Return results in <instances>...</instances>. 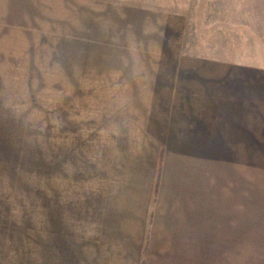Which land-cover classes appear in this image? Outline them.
<instances>
[{"label":"rangeland","instance_id":"1","mask_svg":"<svg viewBox=\"0 0 264 264\" xmlns=\"http://www.w3.org/2000/svg\"><path fill=\"white\" fill-rule=\"evenodd\" d=\"M228 67L264 71V0H19L10 10L0 0V264H40L41 190L102 178L104 132L121 116L133 127L130 117L170 86L222 83ZM255 249L241 251L240 263L264 258Z\"/></svg>","mask_w":264,"mask_h":264},{"label":"crops","instance_id":"2","mask_svg":"<svg viewBox=\"0 0 264 264\" xmlns=\"http://www.w3.org/2000/svg\"><path fill=\"white\" fill-rule=\"evenodd\" d=\"M222 75L170 86L133 127L121 116L104 132L102 178L41 190L40 264H241V251L264 252L250 212L264 71Z\"/></svg>","mask_w":264,"mask_h":264}]
</instances>
